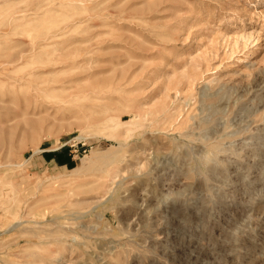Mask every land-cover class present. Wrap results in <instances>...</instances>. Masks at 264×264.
Returning <instances> with one entry per match:
<instances>
[{
    "label": "rangeland",
    "instance_id": "374dc122",
    "mask_svg": "<svg viewBox=\"0 0 264 264\" xmlns=\"http://www.w3.org/2000/svg\"><path fill=\"white\" fill-rule=\"evenodd\" d=\"M0 218V264H264V0H0Z\"/></svg>",
    "mask_w": 264,
    "mask_h": 264
},
{
    "label": "bare ground",
    "instance_id": "6f19581e",
    "mask_svg": "<svg viewBox=\"0 0 264 264\" xmlns=\"http://www.w3.org/2000/svg\"><path fill=\"white\" fill-rule=\"evenodd\" d=\"M77 25H78V23H77ZM77 25H75V26H77ZM9 65V64H8ZM64 104V103H63ZM79 169H77V171H78ZM1 219V218H0ZM11 229V228H10ZM16 229V228H15Z\"/></svg>",
    "mask_w": 264,
    "mask_h": 264
}]
</instances>
